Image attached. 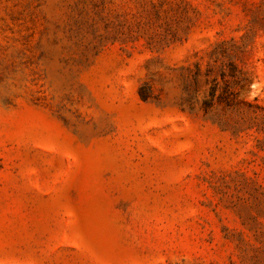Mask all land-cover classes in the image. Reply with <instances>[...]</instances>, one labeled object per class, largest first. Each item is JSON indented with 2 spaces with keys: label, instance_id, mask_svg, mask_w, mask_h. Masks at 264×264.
I'll list each match as a JSON object with an SVG mask.
<instances>
[{
  "label": "rangeland",
  "instance_id": "rangeland-1",
  "mask_svg": "<svg viewBox=\"0 0 264 264\" xmlns=\"http://www.w3.org/2000/svg\"><path fill=\"white\" fill-rule=\"evenodd\" d=\"M0 264H264V0H0Z\"/></svg>",
  "mask_w": 264,
  "mask_h": 264
}]
</instances>
